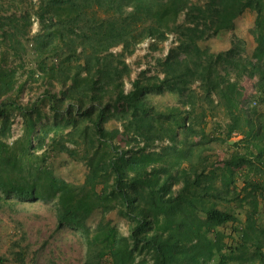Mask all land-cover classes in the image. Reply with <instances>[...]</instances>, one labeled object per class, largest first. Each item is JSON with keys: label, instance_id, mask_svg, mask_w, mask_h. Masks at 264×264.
Returning a JSON list of instances; mask_svg holds the SVG:
<instances>
[{"label": "trees", "instance_id": "1", "mask_svg": "<svg viewBox=\"0 0 264 264\" xmlns=\"http://www.w3.org/2000/svg\"><path fill=\"white\" fill-rule=\"evenodd\" d=\"M6 1L0 65L23 73L0 76V210L53 205L56 230L80 237L86 264H264V75L247 107L238 92L253 56L264 69V0L236 11L231 0ZM245 16L251 50L237 36ZM170 35L196 85L144 69L126 91L127 58ZM31 81L43 89L23 101ZM116 105L125 146L108 125ZM213 144L233 149L220 167ZM21 242L0 264H26Z\"/></svg>", "mask_w": 264, "mask_h": 264}, {"label": "rangeland", "instance_id": "2", "mask_svg": "<svg viewBox=\"0 0 264 264\" xmlns=\"http://www.w3.org/2000/svg\"><path fill=\"white\" fill-rule=\"evenodd\" d=\"M201 3L203 0H192ZM241 0H231L228 8L236 11L240 7ZM13 11V8H8L7 1L3 2L0 7V13ZM250 19L248 16L243 17L240 22V27L237 36L243 39L246 43V48L251 50L253 48L252 37L250 34ZM38 30V25L33 23L30 28V33ZM149 41L140 44L134 54L127 58V63L130 65L132 73L130 78L125 81V90L130 88V81L133 80L141 70L148 71L149 74L162 75L165 72L175 75L195 86L193 77L189 70L187 60L184 56L175 50V43L173 36H169L164 43L158 45L157 49L149 48ZM228 47V43L224 44V48ZM118 50V49H116ZM170 53L171 58L166 61L165 68L158 64V60L164 62L166 55ZM11 62L0 65V76L9 74L16 69L17 73L21 75L23 69ZM264 75V69L258 64V58L253 56L248 70L239 84V95L241 97L243 106H248L251 103L252 96L256 85L260 82ZM24 77V74L22 75ZM43 89L39 82H28L22 93V100L27 101L38 95ZM83 89L74 90L69 88L72 93L83 94ZM102 92H106V85L100 83L98 88ZM57 90V88H56ZM112 117L108 125L118 127L120 134L116 136L115 141L121 146H125L131 141V138L122 133L120 125L126 115V108L121 105H116L110 109ZM220 124H223L222 117L216 118ZM21 120L15 119L13 125V137L20 134ZM214 124L209 123L207 131L214 132ZM233 149L226 145L213 144L212 156L210 157V165L220 167V161L232 151ZM56 162L60 168L64 170L66 164L61 158H56ZM81 168L71 169L70 176H80L82 174ZM64 174L65 171H64ZM108 221H112L108 217ZM124 230V227H121ZM228 231V230H227ZM125 232V231H124ZM21 237L23 241L21 242ZM16 241H20L21 245H28V257L26 264H86L85 263V246L80 237L69 229L56 230V220L53 205L37 202H22L18 204L17 210L14 213L6 210H0V255L9 256L10 247L16 249ZM14 264V263H9Z\"/></svg>", "mask_w": 264, "mask_h": 264}]
</instances>
